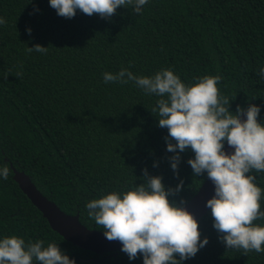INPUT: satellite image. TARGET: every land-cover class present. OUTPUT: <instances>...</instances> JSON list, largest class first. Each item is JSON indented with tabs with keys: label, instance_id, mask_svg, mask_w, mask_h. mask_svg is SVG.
<instances>
[{
	"label": "trees",
	"instance_id": "1",
	"mask_svg": "<svg viewBox=\"0 0 264 264\" xmlns=\"http://www.w3.org/2000/svg\"><path fill=\"white\" fill-rule=\"evenodd\" d=\"M0 17L6 20L0 25V167L10 169L7 180L0 177V239L55 242L76 264H143L142 257L97 254L65 240L20 189L11 165L91 230L103 232L86 203L139 186L145 168L149 177H163L166 188L183 180L174 199L189 202L207 174L193 176L187 161L194 154L187 149L176 178L168 130L152 112L159 97L131 81L106 84L103 73L123 67L151 77L171 68L189 85L219 74L229 110L256 105L264 122V78L257 74L264 68V0H149L142 14L120 7L110 20L79 10L66 19L49 0H0ZM36 45L47 54L26 51ZM252 174L264 189V173ZM198 224L201 240L209 242L183 264H264V253L245 255L220 242L211 210Z\"/></svg>",
	"mask_w": 264,
	"mask_h": 264
},
{
	"label": "clouds",
	"instance_id": "2",
	"mask_svg": "<svg viewBox=\"0 0 264 264\" xmlns=\"http://www.w3.org/2000/svg\"><path fill=\"white\" fill-rule=\"evenodd\" d=\"M149 0H49L58 16L72 19L77 10L101 19L110 20L120 7L131 6L142 14ZM6 20L0 17V25ZM31 35V29H27ZM47 54L48 48L36 45L26 49ZM131 65H129L130 67ZM264 78V68L257 73ZM17 76H22L17 73ZM223 77L205 75L185 84L171 68L161 69L153 76H137L128 68L113 74L103 73L104 83L127 84L130 81L146 95L159 97L153 113L158 114V127L166 128V151L171 169L179 179L180 153L190 149L194 154L187 163L193 176L205 173L214 185V195L207 200L211 210L212 227L227 249L264 253V189L257 185L253 172L264 173V122H258L260 108L237 105L235 114L230 110V100L222 94ZM246 119H241V117ZM225 145L233 149L225 150ZM153 167H158L154 163ZM139 186L130 190L111 191L101 198L92 199L85 208L90 219L103 229L110 242L121 243V251L130 261L139 257L143 264H183L194 258L208 244L201 240L199 224L187 208L188 201L174 199L182 191L184 181L174 188H166L163 177H149L143 169ZM10 169L0 167V177L7 180ZM173 198V199H170ZM179 256V259L176 257ZM76 264L55 242L45 246L43 240L25 242L11 235L0 239V264Z\"/></svg>",
	"mask_w": 264,
	"mask_h": 264
},
{
	"label": "water",
	"instance_id": "3",
	"mask_svg": "<svg viewBox=\"0 0 264 264\" xmlns=\"http://www.w3.org/2000/svg\"><path fill=\"white\" fill-rule=\"evenodd\" d=\"M246 119V117H241ZM225 150L232 152L233 149L225 145ZM14 172V180L19 185L23 193L28 197L32 204L47 219L52 230L61 235L65 240L71 242L77 247L104 254L114 252L123 253L122 245L118 241H108L102 231L91 230L80 222L79 215H69L62 211L56 203L48 199L33 183L29 175L23 171H18L11 165ZM214 195V185L207 178L196 195L188 202L187 208L194 214L197 221L209 213L210 209L206 207L207 200Z\"/></svg>",
	"mask_w": 264,
	"mask_h": 264
}]
</instances>
